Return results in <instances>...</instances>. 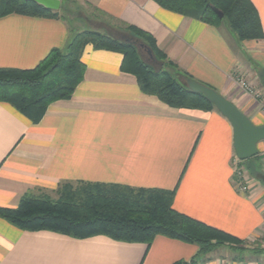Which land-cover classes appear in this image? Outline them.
<instances>
[{
  "label": "crops",
  "instance_id": "crops-1",
  "mask_svg": "<svg viewBox=\"0 0 264 264\" xmlns=\"http://www.w3.org/2000/svg\"><path fill=\"white\" fill-rule=\"evenodd\" d=\"M70 1L83 15L97 12L91 22L100 28L84 30L109 35V29L134 26L150 34L178 70L264 125V86H258L264 80V0H251L263 37L247 41H238L224 22L210 25L154 0ZM79 24L60 13L0 17V68L35 67L51 49H64ZM81 60L84 75L72 95L51 102L37 122L0 102V208L17 207L24 194L56 199L65 184L171 190L175 210L264 245V168L259 155L241 160L246 190L237 188L229 121L216 109L174 108L143 93L135 76L121 70L119 52L88 44ZM238 77L259 96L242 89ZM231 248L218 246L196 264H264V248L243 259L229 256ZM197 253V245L164 236L148 245L102 234L75 238L23 230L0 216V264H184Z\"/></svg>",
  "mask_w": 264,
  "mask_h": 264
},
{
  "label": "trees",
  "instance_id": "trees-1",
  "mask_svg": "<svg viewBox=\"0 0 264 264\" xmlns=\"http://www.w3.org/2000/svg\"><path fill=\"white\" fill-rule=\"evenodd\" d=\"M160 7L210 24L224 22L238 41L263 37L258 12L251 0H154ZM215 7L223 17L212 10ZM11 13L54 18L58 11L32 1L0 0V17ZM124 39L95 30H81L64 49L53 48L33 68H0V102L8 103L31 122H37L47 106L67 99L82 80L85 65L81 60L88 44L96 49L121 53V70L135 76L140 90L156 96L174 108L208 111L215 109L203 94L190 91L185 79L190 75L178 70L157 48L154 38L134 27L123 28ZM150 50L160 65L146 62L139 47ZM258 155L244 160L250 163ZM171 190L134 189L118 184H65L56 199L45 195L24 194L17 207L0 208V216L23 230H49L75 238L102 234L114 240L150 244L164 236L198 246L188 263L196 264L199 255L221 245L236 247L237 237L183 214L172 207Z\"/></svg>",
  "mask_w": 264,
  "mask_h": 264
},
{
  "label": "water",
  "instance_id": "water-1",
  "mask_svg": "<svg viewBox=\"0 0 264 264\" xmlns=\"http://www.w3.org/2000/svg\"><path fill=\"white\" fill-rule=\"evenodd\" d=\"M25 1H32L52 11H58L61 6V0ZM212 10L219 18L223 17V13L215 7H212ZM147 52L152 57L150 50H147ZM185 82L190 91L203 94L214 105L215 109L229 121L233 129V148L236 157L239 160H247L256 156L258 154L257 144L261 140H264V125H254L234 103L226 99L216 90L192 78H186ZM262 84L264 86V80Z\"/></svg>",
  "mask_w": 264,
  "mask_h": 264
},
{
  "label": "rangeland",
  "instance_id": "rangeland-1",
  "mask_svg": "<svg viewBox=\"0 0 264 264\" xmlns=\"http://www.w3.org/2000/svg\"><path fill=\"white\" fill-rule=\"evenodd\" d=\"M73 5H74L73 2L70 0H62L61 7L58 10V12L61 15H63L64 17H66L67 19L74 21V23L79 22L80 23L79 27H77L75 25V27H77L79 30L80 29L84 30L85 27H87V28H100V26L98 27L97 24L91 22L92 21L91 18H94V19L97 18L96 17L97 16L96 11L94 12L93 10H89V11L87 10L86 15L85 14L83 15V13L81 11L75 10L73 8ZM86 16L88 18H86ZM78 29H77V31H78ZM108 29L109 28H107V30ZM119 30H121V28ZM119 30L109 29L108 30L109 36L114 37L116 39H124L126 34H124V32L119 31ZM77 31H75V32H77ZM139 49H140V53H141L143 59L146 62L152 64L155 68H160V65L158 63H156V61H154V59L148 54L147 50L143 46H140ZM248 84L250 86H252V84H250V83H248ZM260 85L262 86L261 81H260V84L258 86L261 87ZM252 87H254V86H252ZM258 146L259 147L262 146V141H260L258 143ZM262 246H264V245H262V243L256 244L255 241H244L241 244H239L238 246L232 247L231 249H233V253L229 254V256H231L233 258H239V259L250 257L251 253H253L255 250H260V249L264 248ZM224 264H226V263L224 262Z\"/></svg>",
  "mask_w": 264,
  "mask_h": 264
},
{
  "label": "built area",
  "instance_id": "built-area-1",
  "mask_svg": "<svg viewBox=\"0 0 264 264\" xmlns=\"http://www.w3.org/2000/svg\"><path fill=\"white\" fill-rule=\"evenodd\" d=\"M237 82L239 83L240 87L246 91H248L250 94L254 95L255 97H258L259 95L255 93V91L251 88V86L243 80V78L238 77ZM262 141V148L261 151H258L260 163L261 166L264 168V140ZM233 169H234V182L236 183L237 188L241 191L246 190V186L243 183V180H245L244 175V168L239 164L241 160H239L237 157L233 160ZM264 226V221H263Z\"/></svg>",
  "mask_w": 264,
  "mask_h": 264
}]
</instances>
